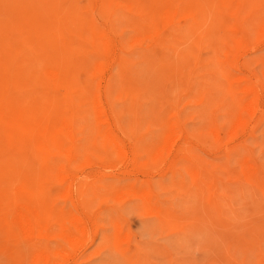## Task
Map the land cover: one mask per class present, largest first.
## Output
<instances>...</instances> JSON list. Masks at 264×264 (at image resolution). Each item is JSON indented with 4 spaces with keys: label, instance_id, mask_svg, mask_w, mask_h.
<instances>
[{
    "label": "rangeland",
    "instance_id": "374dc122",
    "mask_svg": "<svg viewBox=\"0 0 264 264\" xmlns=\"http://www.w3.org/2000/svg\"><path fill=\"white\" fill-rule=\"evenodd\" d=\"M2 1L0 36L4 37L3 30L9 40L0 38L5 43L4 48L0 43V62L5 60L4 71L0 68L1 107L22 106L32 120L41 116L59 120L64 115L62 120L71 119L69 132L61 136L49 132L37 140L40 134L34 125H10L0 107V150H7L0 152L6 157H0L4 159L0 180L8 182H4L8 187L1 186L9 196L0 205V231L5 232H0V264H264V0ZM21 7L24 12L27 8L26 14ZM33 13L39 26L35 21V27L31 25ZM28 16L31 20H24ZM17 27L24 43L16 34L20 31H14ZM33 31L31 37L39 35L36 39L30 38ZM12 37L15 42L20 38L18 45ZM42 39L48 41L45 48ZM39 43L44 46L39 48ZM53 69L61 72L60 79H54ZM55 108L61 109V116ZM170 128L174 133L167 131ZM56 135L65 140L63 145ZM166 138L171 143H165ZM41 139L56 149L45 152ZM8 153L14 163L8 161ZM19 153L25 156L20 158ZM28 159L36 164L30 174L24 173H29ZM40 163L50 170L41 167L42 172L37 168ZM62 170L65 175L59 173ZM24 175L40 184L34 192L22 187ZM25 198L42 206L39 215L24 209ZM35 216H39L35 225H26Z\"/></svg>",
    "mask_w": 264,
    "mask_h": 264
},
{
    "label": "bare ground",
    "instance_id": "6f19581e",
    "mask_svg": "<svg viewBox=\"0 0 264 264\" xmlns=\"http://www.w3.org/2000/svg\"><path fill=\"white\" fill-rule=\"evenodd\" d=\"M0 1H2V0H0ZM16 1H17V0H16ZM23 1H24V0H23ZM100 1H102V0H100ZM154 1H155V0H154ZM160 1H161V0H160ZM196 1H197V0H196ZM198 1L200 2L201 0H198ZM220 1H222V0H220ZM225 1H226V0H225ZM228 1H229V0H228ZM2 2H3V1H2ZM18 2L21 3L19 0H18ZM103 2H104V0H103ZM152 2H153V1H152ZM156 2H157V1H156ZM170 2H171V1H170ZM189 2H190V1H189ZM191 2H192V0H191ZM194 2H195V1H194ZM223 2H224V1H223ZM23 3H24V2H23ZM195 3H196V2H195ZM1 4H2V3H1ZM30 4H31L30 6L32 7L33 4H32V3H30ZM162 4H163V3H162ZM201 4H202V3H201ZM18 5L22 6V5H24V4H18ZM18 5H16V6L18 7ZM159 5H160V2H159ZM172 5H173V4H172ZM194 5H195V4H194ZM202 5H203V4H202ZM204 5H205V4H204ZM204 5H203V6H204ZM3 6H4V5H3ZM13 6H14V5H13ZM157 6H158V5H157ZM170 6H171V5H170ZM179 6H180V5H179ZM189 6H190V5H189ZM198 6H199V5H198ZM203 6H202V7H203ZM10 7H11V6H10ZM10 7H9V8H10ZM23 7L25 8V6H23ZM160 7H161V6H160ZM162 7H163V6H162ZM192 7H193V6H192ZM200 7H201V6H200ZM7 8H8V7H7ZM11 8H13V7H11ZM11 8H10V9H11ZM21 8H22V7H21ZM21 8H20V10H21ZM24 8H22V12H24ZM179 8H180V7H179ZM197 8H198V7H197ZM14 9H16V8H14ZM18 9H19V8H18ZM31 9H32V8H31ZM191 9H192V8H191ZM201 9H203V8H200L199 10H201ZM1 10H2V9H1ZM16 10H17V9H16ZM157 10H160V9H157ZM177 10H178V9H177ZM180 10H181V9H180ZM192 10H193V9H192ZM195 10H197L196 7H195ZM3 11H4V7H3ZM26 11H27V8L25 9V12H24L25 14L27 13ZM166 11H167V10H166ZM170 11H171V10H170ZM170 11H168V12L170 13ZM181 11H182V10H181ZM183 11H184V10H183ZM32 12H34V11H32ZM157 12H158V11H157ZM159 12H160V11H159ZM159 12H158V13H159ZM176 12H177V11H176ZM188 12H189V11H187V13H188ZM190 12H191V11H190ZM194 12H195V11H194ZM194 12H193V13H194ZM201 12H202V11H201ZM5 13H7V12H5ZM158 13H157V14H158ZM163 13H164V12H163ZM166 13H167V12H165V14H166ZM169 13H167V14H169ZM187 13H186V14H187ZM193 13H192V14H193ZM7 14H8V13H7ZM34 14H35V13H33V16H34ZM152 14H153V12H152ZM170 14H172V13H170ZM173 14H174V13H173ZM176 14H177V13H175V15H176ZM190 14H191V13H190ZM192 14H191L190 16H192ZM159 15H160V14H159ZM175 15H174V16H175ZM188 15H189V14H188ZM33 16H32V17H33ZM35 16H37V15H35ZM35 16H34V18H32L33 20L31 21V25H33V23H34V21H35V20H34V19L36 18ZM152 16H153V15H152ZM28 17H29V16H28ZM155 17H156V16H155ZM171 17H172V16H171ZM177 17H178V16H177ZM145 18H146V17H145ZM28 19L31 20L30 17H29V18L26 17L24 20L27 21ZM148 19H149V18H148ZM156 19H157V18H156ZM20 20H21V19H20ZM30 20L28 21V24H29ZM142 20H143V19H142ZM142 20H141V22H142ZM151 20H152V18H151ZM165 20H167V19H165ZM173 20H174V19H173ZM36 21H39V20H36ZM36 21H35V23H36ZM146 21H147V18H146ZM146 21H144V22H146ZM148 21L150 22V20H148ZM174 21H175V20H174ZM202 21H203V20H202ZM32 22H33V23H32ZM157 22H158V21H157ZM167 22H168V21H167ZM167 22H166V24H165L164 26H167V27H168ZM170 22H171V20H170ZM152 23H153V22H152ZM174 23H175V22H174ZM25 24H26V23H25ZM25 24H24V25H25ZM28 24H26L27 27H28ZM36 24H37V26H39V23H36ZM36 24H34V25H36ZM42 24H43V23H42ZM142 24H143V23H142ZM142 24H141V25H142ZM147 24H148V22H147ZM157 24H158V23H157ZM0 25H2V24H0ZM29 25H30V24H29ZM31 25H30L28 28L32 27ZM34 25H33V26H34ZM40 25H41V24H40ZM149 25H150V24H149ZM149 25H148V26H149ZM152 25H153V24H152ZM2 26H3V25H2ZM37 26H36V27H37ZM142 26H143V25H142ZM150 26H151V25H150ZM154 26H155V25H154ZM3 27H4V26H3ZM6 27H7V29H8V25H7ZM6 27H5V28H6ZM27 27H26V28H27ZM34 27H35V26H34ZM34 27H33V28H34ZM44 27H45V26L43 25V28H44ZM137 27H138V25H137ZM139 27H140V26H139ZM139 27H138V30H139ZM144 27H145V26H144ZM37 28H39V27H37ZM37 28H36V29H37ZM43 28H42V29H43ZM45 28H46L47 31H49V30H48L49 26H48V28H47V27H45ZM150 28H151V27H150ZM153 28H155V27L152 26V29H153ZM10 29H11V28H10ZM15 29H16V27H15ZM23 29H24V28H23ZM40 29H41V28H40ZM40 29H37V30H40ZM142 29H143V28H142ZM158 29H159V28H158ZM17 30H18V31H17ZM17 30H14V31H16V32H19V31H20V29H19L18 27H17ZM28 30H29V29H28ZM28 30H27V31H28ZM46 30H45V31H46ZM50 30H51V28H50ZM63 30H64V29H63ZM143 30H144V29H143ZM146 30H147V29H146ZM146 30L143 31V32L146 33ZM150 30H151V29H150ZM161 30H162V29H161ZM7 31L10 32V30H7ZM52 31H54V30H52ZM65 31H66V30H65ZM1 32H3V35H4V37H5L6 34H7V32H5L6 34L4 33L3 30H2ZM50 32H51V31H50ZM56 32H57V31H56ZM71 32H72V31H71ZM76 32L78 33L77 30L75 31V33H76ZM87 32H88V30H87ZM90 32H92V31H90ZM90 32H89V35H90ZM139 32H140V31H139ZM143 32H142V33H143ZM147 32H148V30H147ZM152 32H153V31H152ZM21 33H23L22 30L19 32V34H18V33H16V34L19 35V36H21V35H20ZM33 33H34V31H33V32H30V38H33V36L31 37V34L33 35ZM46 33H47V32H46ZM82 33H83V32H82ZM157 33H159V31H158ZM9 34H10V33H9ZM36 34H37V33H36ZM44 34H45V33H44ZM73 34H74V32H73ZM99 34H100V33H98L97 35H99ZM102 34H103V33H102ZM102 34H101L100 36H102ZM140 34H141V32H140ZM0 35H2V34H0ZM22 35H23V34H22ZM28 35H29V33H28ZM42 35H43V33H42ZM42 35H41V36H42ZM71 35H72V34H71ZM83 35H85V33H84ZM91 35H93V34H91ZM97 35H96V36H97ZM147 35H148V34H147ZM160 35H161V34H160ZM160 35H159V36H160ZM8 36H9V35H8ZM14 36L16 37V35H14ZM37 36H39V35H37ZM37 36H35V38H33V39H36ZM45 36H47V35L45 34ZM75 36H76V35H75ZM145 36H146V35H145ZM157 36H158V35H157ZM1 37H3V36H0V38H1ZM4 37H3L2 39H3V40H7V39H4ZM9 37H10V36H9ZM49 37H51V36H49ZM78 37H79V36H78ZM90 37H91V36H90ZM97 37H98V36H97ZM151 37H152V36H151ZM151 37H150V38H151ZM153 37H154V36H153ZM20 38H21V39H20ZM20 38H19L20 40L17 39V42H15V38L13 39V37H12V39L14 40V42H15L17 45H18V40H19L21 43H24L23 41H21V40H23L22 38H24V35L21 36ZM43 38H44V37H43ZM47 38H48V37H47ZM71 38H73V37H71ZM92 38H93V36H92ZM99 38H100V37H99ZM102 38H103V37H102ZM102 38H101V40H102ZM2 39H1V40H2ZM53 39H54V38H53ZM56 39H57V38H56ZM73 39H74V38H73ZM78 39H79V38H78ZM86 39H88V38H86ZM89 39H90V38H89ZM103 39H104V38H103ZM3 40H2V41H3ZM8 40H9V39H8ZM8 40H7V41H8ZM42 40H45V39H42ZM48 40H49V39H48ZM74 40H75V39H74ZM76 40H77V38H76ZM92 40H93V39H92ZM96 40H97V39L95 38V41H96ZM101 40H100V41H101ZM2 41H1L0 43H1V45L3 46V48H4L5 45H3L4 42L2 43ZM11 41H12V40H10L9 42L12 43L13 41H12V42H11ZM24 41H25V39H24ZM49 41H50V40H49ZM52 41H53V40H51L50 42H52ZM54 41H55V40H54ZM88 41H89V40H88ZM9 42H8V44H9ZM14 42H13V43H14ZM28 42H29V41H28V39H27V44H26V42H25L26 46L29 44ZM34 42H35V41H34ZM47 42H48V41H46V40H45V42L42 41V44L45 43V44H44L45 46L42 45V44H41V46H44V48H45ZM91 42H93V41H91ZM15 43H14V44H15ZM21 43H20V44H21ZM52 43H53V42H52ZM94 43H95V42H94ZM4 44H5V43H4ZM14 44H13V45H14ZM16 44H15V45H16ZM47 44H48V43H47ZM89 44H90V42H89ZM30 45H31V44H29V46H30ZM53 45L55 46L54 43L52 44V46H53ZM82 45H83V44H82ZM93 45H95V44H92V46H93ZM2 46H1V47H2ZM22 46H23V45H22ZM33 46H36V44L33 45ZM39 46H40V43H39ZM41 46H40L39 48H41ZM92 46H91V47H92ZM1 47H0V48H1ZM93 47H94V46H93ZM96 47H97V46H96ZM25 48H27V47H25ZM29 48H30V47H29ZM29 48H28V49H29ZM1 49H2V48H1ZM28 49H27V50H28ZM33 49H34V48H33ZM46 49H47V48H46ZM55 49H56V47H55ZM59 49H60V48H59ZM59 49H57V50H59ZM5 50H6V49H5ZM47 50H48V49H47ZM49 50H51V48H49ZM70 50H71V49H70ZM97 50H98V49H97ZM10 51H11V50H10ZM10 51H8V52H10ZM39 51H40V50H39ZM41 51H43V50H41ZM44 52H45V51H44ZM46 52H47V51H46ZM70 52H71V51H70ZM2 53H4V52H2ZM11 53L14 54V53H17V52L14 51V53H13V51H12V52H10V54H11ZM48 53L50 54L51 51H48ZM55 53H57L56 50H55ZM71 53H72V52H71ZM184 53H185V52H184ZM184 53H183V55H184ZM10 54H8L9 57H10ZM12 54H11V55H12ZM17 54H18V53H17ZM44 54H45V53H44ZM52 54H53V53H52ZM57 54H58V53H57ZM57 54H54V55H57ZM4 55H5V53H4ZM24 55H25V54H24ZM24 55H23V56H24ZM50 55H51V54H50ZM2 56H3V55H2ZM8 56H7V54H6V57H7V59L9 60ZM45 56H46V54H45ZM57 56H59V55H57ZM71 56H72V55H71ZM180 56H181V55H180ZM184 56H185V55H184ZM15 57H16V55H14V58H15ZM18 57H19V56H18ZM21 57H22V56H21ZM25 57H26V56H25ZM42 57H43V55H42ZM48 57L51 58L50 56H48ZM4 58H5V56H4ZM12 58H13V56L10 57V59H12ZM26 58H27V57H26ZM28 58H31V57H28ZM52 58H54V57L52 56ZM52 58H51V59H52ZM0 59H1V53H0ZM24 59H25V58H24ZM54 59H55V58H54ZM54 59L52 60V63H53ZM56 59H57V58H56ZM56 59H55V60H56ZM8 60H7V61H8ZM12 60H13V62L16 61L15 59H12ZM19 60H20V57H19L18 61H19ZM21 60H22V59H21ZM21 60H20V63L22 64V61H21ZM35 60H36V59H35ZM39 60H40V59H39ZM1 61H4L3 63L5 64V60H3V58H2ZM28 61H29V60H28ZM30 61H31V60H30ZM10 62H11V60H10ZM25 62H27V61L25 60ZM31 62H32V61H31ZM31 62H30V63H31ZM0 63H1V64H0V68H1V66L3 67L4 64H3L2 62H0ZM8 63H9V62H6V64H7V68H8ZM14 63H15V62H14ZM23 63H24V62H23ZM93 63H94V62H93ZM96 63H97V62H96ZM2 64H3V65H2ZM11 64H12V62H11ZM24 64H26V63H24ZM24 64H23L22 67H24ZM9 65H10V64H9ZM16 65H17V63H16ZM16 65H15V67H16ZM27 65H28V63L26 64V66H27ZM31 65H32V64H31ZM31 65H30V66H31ZM37 65H39V64H37ZM93 65H95V64H93ZM99 65H100V64H99ZM10 66H11V65H10ZM13 66H14V64H13ZM97 66H98V65H97ZM183 66H184V65H183ZM4 67H5V66H4ZM22 67H21V68H22ZM37 67H39V66H37ZM29 68H30V67H29ZM39 68H41V67H39ZM1 69L4 71L5 68H1ZM8 69H9V68H8ZM10 69H11V68H10ZM10 69H9V70H10ZM12 69H13V67H12ZM12 69H11V70H12ZM26 69H27V67H26ZM30 69H31V68H30ZM9 70H7L6 72L9 73ZM14 70H15V69H13V71H10V72H15ZM24 70H25V68H24ZM93 70H94V69H93ZM30 71H31V70H30ZM33 71H34V74H36V73H35V70H33ZM0 72H1L0 74L3 75V74H2L3 72H2L1 70H0ZM28 72H29V71H27V73H28ZM51 72H52L53 75L55 76L54 79H57V78H59V77L61 76V72L58 71V70L53 69V70H51ZM4 73H5V72H4ZM7 73H5V75H6ZM15 73H16V72H15ZM17 73H19V72H17ZM20 73H21V72H20ZM27 73H26V75H28ZM29 73H30V72H29ZM174 73H175V72H174ZM11 75H12V74H11ZM13 75H14V74H13ZM15 75H16V74H15ZM36 75H37V74H36ZM41 75H42V74H41ZM43 75H44V74H43ZM165 75H166V74H165ZM18 76H20V75H18ZM54 76H53V77H54ZM1 77H2V76H1ZM3 77H4V76H3ZM9 77H10V75H9ZM9 77L7 76V78H9ZM15 77H16V76H15ZM27 77H28V76H27ZM27 77H26V78H27ZM35 77H36V76H35ZM49 77H50V76H49ZM61 77H62V76H61ZM79 77H80V76H79ZM23 78L25 79V77H23ZM23 78H22V79H23ZM81 78H82V77H81ZM81 78H80V79H81ZM91 78H92V77H91ZM14 79H15V78H14ZM42 79H43V77H42ZM50 79H51V78H50ZM59 79H60V78H59ZM77 79H78V77H77ZM82 79H83V78H82ZM86 79H87V78H86ZM12 80H13V79H12ZM51 80H52V79H51ZM57 80H58V79H57ZM70 80H71V79H70ZM0 81H1V80H0ZM3 81H4V80H3ZM46 81H47V80H46ZM49 81H50V80H49ZM60 81L63 82L62 79H61ZM60 81H59V82H60ZM68 81H69V80H68ZM71 81H73V80H71ZM71 81H70V82H71ZM34 82H35V81H34ZM84 82H86V80H85ZM87 82H88V80H87ZM87 82H86V84H87ZM10 83H11V82H10ZM35 83H36V82H35ZM56 83H57V82H56ZM67 83H68V82H67ZM72 83H73V82H72ZM80 83L82 84V81H80ZM59 84H60V83H59ZM63 84H65V83H63ZM1 85H2V83H1ZM11 85L13 86V84H11ZM14 85H15V84H14ZM30 85H31V84H30ZM47 85H50V84H47ZM65 85H66V84H65ZM65 85H64V86H65ZM72 85L74 86V84H72ZM79 85H80V84H79ZM87 85H92V84L89 83V84H87ZM87 85H86V86H87ZM33 86H34V84H33ZM33 86H32V88H33ZM67 86H69V85H66V87H67ZM73 86H71V84H70V90H71V91H72L71 87H73ZM77 86H78V85H77ZM80 86H81V85H80ZM80 86H79V87H80ZM58 87H59V86H58ZM88 87H91V86H88ZM0 88H1V87H0ZM32 88L30 87V89H32ZM63 88H64V87H63ZM77 88H78V87H77ZM80 88H83V87H80ZM84 88L87 89L85 86H84ZM84 88H83V89H84ZM17 89H18V88H17ZM30 89H29V90H30ZM39 89H41V88L39 87ZM65 89H66V88H65ZM85 89H84V90H85ZM88 89H89V88H88ZM91 89H92V87H91ZM91 89H90V90H91ZM26 90H27V89H26ZM29 90H28V91H29ZM33 90H34V89H33ZM33 90H32V91H33ZM77 90H79V89H77ZM90 90H89V91H90ZM28 91H27V93H28ZM52 91H53V90H52ZM92 91H93V90H92ZM245 91H246V90H245ZM21 92H22V91H21ZM33 92H34V91H33ZM35 92H36V91H35ZM80 92H81V94H82V92H85V91L80 90ZM13 93H15V92H13ZM37 93H40V92H37ZM41 93H42V92H41ZM45 93H46V92H45ZM53 93H54V92H53ZM56 93H57V92H56ZM72 93H74V92H72ZM25 94H26V93H25ZM50 94H52V93H50ZM66 94H67V93H65L64 95L66 96ZM20 95H21V94H20ZM44 95H45V94H44ZM61 95H62V94H61ZM72 95H74V94H72ZM72 95H71V96H72ZM86 95H87V94H86ZM13 96H14V95H13ZM49 96H50V95H49ZM76 96H77V95H76ZM9 97H11V96H9ZM16 97H17V96H16ZM32 97H33V96H32ZM37 97H39V96H37ZM41 97H42V96H41ZM52 97H53V96H52ZM52 97H51V98H52ZM54 97H55V96H54ZM59 97H60V96H59ZM66 97H67V96H66ZM72 97L74 98V96H72ZM83 97H84V96H83ZM83 97H82V98H83ZM98 97H99V96H98ZM43 98H44V97H43ZM51 98H50V101H52ZM60 98H61V97H60ZM70 98H71V97H70ZM87 98H88V96L86 97V99H87ZM12 99H13V98H12ZM12 99H10V100H12ZM24 99H25V98H24ZM33 99H35V98H33ZM45 99H46V97H45ZM61 99H62V98H61ZM76 99L80 101V99H78V97H77ZM83 99H85V97H84ZM83 99H82V100H83ZM88 99H89V98H88ZM13 100H14V99H13ZM25 100H26V99H25ZM56 100H57V99H56ZM74 100H75V98H74ZM77 100H75V101H77ZM27 101H29V99H27ZM27 101H25V103H27ZM31 101H32V100H31ZM35 101H36V100H35ZM41 101H42V98H41ZM47 101H48V100H47ZM54 101H55V100H53V102H54ZM63 101H64V100H63ZM72 101H73V99H72ZM72 101H71V102H72ZM251 101H252V100H251ZM16 102H17V101H16ZM44 102H45V101H44ZM12 103H13V102H12ZM12 103L10 102V104H12ZM23 103H24V102H23ZM54 103H55V102H54ZM58 103H59V102H58ZM73 103H74V101H73ZM2 104H3V103H2ZM8 104H9V103H8ZM39 104H40V103H39ZM45 104H47V103H45ZM49 104H50V102L48 103V105H49ZM64 104H65V103L62 104V108H63V105H64ZM56 105H58L57 107L59 108V104H56ZM56 105H55V107H56ZM73 105H74V104H72V106H73ZM75 105H76V104H75ZM78 105H80V104H78ZM85 105H86V104H85ZM96 105H97V104H96ZM10 106H12V105H10ZM41 106H42V105H41ZM41 106H40V108H41ZM53 106H54V105H53ZM100 106H101V105H100ZM234 106H235V105H234ZM0 107H1V105H0ZM31 107H32V105H31ZM45 107H46V106H45ZM57 107H56V108H57ZM1 108L3 109L2 115L5 117V120H6L10 125H15V124H17V123H23V124H26V125H28V126H29V125H34V126H35L34 129H37V131H38L39 134L41 135V136H40V135H36L37 137H39V138L35 137V138H37V140H39L40 137H41V138L44 137V135H47V133H49V132H51V133L53 132V133H56L58 136H61V134H62L63 131H65V130H68V132L70 131V130H69V125H70L69 122H70V119H71V118H70V116H69V120H68V121H67V120H65V121L62 120V119L64 118V116H65V115H64V112H62L64 116L61 117L62 119L59 118V120L56 119V116H55V118L46 117V116H41V117H39V118H37V119H35V120H32V119L28 116V113H31V112H28L25 108H22V106H21L20 108L13 107V106H12V107H4V106H2ZM51 108H52V110H53V107H51ZM56 108H55V110H56ZM60 108H61V107H60ZM62 108H61V109H62ZM73 108H74V106H73ZM80 108H82V107H80ZM100 108H101V107H100ZM29 109H30V108H29ZM61 109H60L59 111L56 110V112L58 111V114H59V112L61 111ZM77 109H78V107H77ZM85 109H86V107H85ZM85 109H83V110L85 111ZM101 109H102V108H101ZM33 110H34V109H33ZM79 110L81 111L82 109H79ZM86 110H87V109H86ZM99 110H100V109H99ZM39 111H40V110H39ZM97 111H98V110H97ZM237 111H238V110H237ZM251 111H253V110H251ZM35 112L37 113V111H34V113H35ZM53 112H54V110H53ZM73 112H75V111L73 110ZM81 112H82V111H81ZM103 112H104V109H103ZM34 113H33V114H34ZM54 113H55V112H54ZM98 113H99V112H98ZM60 114H61V113H60ZM60 114H59V115H60ZM76 114H78V111L76 112ZM42 115H43V114H42ZM53 115H54V114H53ZM100 115H101V114H100ZM236 115H237V114H236ZM236 115H235V116H236ZM60 116H61V115H60ZM67 116H68V115H67ZM72 116H74V115H72ZM58 117H59V116H58ZM58 117H57V118H58ZM75 117H76V116H75ZM75 117H74L73 120H75L76 118H78V116H77L76 118H75ZM79 117H80V116H79ZM167 117H168V116H167ZM236 117H237V116H236ZM100 118H102V115L100 116ZM163 118H164V117H163ZM163 118H162V119H163ZM243 118H244V117H243ZM60 119H61V121H60ZM80 119H81V118H80ZM78 120H79V119H78ZM100 120H101V119H100ZM171 120H172V118H171ZM171 120H170V121H171ZM232 120H233V119H232ZM238 120H239V119H238ZM242 120H243V119H242ZM75 121H76V120H75ZM103 121H104V120H103ZM173 121H174V120H173ZM240 121H241V119L239 120V122H240ZM71 122H72V120H71ZM165 122H166V121H165ZM167 122L169 123V121H167ZM176 122H177V121H176ZM243 122H244V121H243ZM72 123H73V122H72ZM74 123H77V122H74ZM162 123H163V122H162ZM171 123H172V122H171ZM171 123H170V124H171ZM239 124H240V123H239ZM78 125L80 126V123H78ZM95 125H96V124H95ZM99 125H100V124H99ZM164 125H166V124L164 123ZM240 125H241V124H240ZM73 126H74V124H73ZM75 126H76V125H75ZM166 126H167V125H166ZM80 127H81V126H80ZM162 127H163V126H162ZM167 127H168V126H167ZM173 127H174V125H173ZM81 128H82V127H81ZM174 128H175V127H174ZM233 128H236V127L234 126ZM12 129H13V128H12ZM74 129H75V128H74ZM95 129L97 130L96 126H95ZM163 129H167V128H165V126H164ZM163 129H162V130H163ZM168 129H169V128H168ZM170 129H171V130H167V131H169V132L171 131L170 133H174V132H172V128H170ZM72 130H73V129H72ZM101 130H102V128H101ZM101 130H100V134H101L102 131H103V130H102V131H101ZM20 131H21V129H20ZM34 131L37 133L36 130H34ZM73 131H74V130H73ZM73 131H72V132H73ZM75 131H76V129H75ZM167 131H166V133H167ZM175 131H176V130H175ZM231 131H232V130H231ZM17 132H18V131H17ZM163 132H164V131H162V133H163ZM29 133H30V132H29ZM29 133H27V135H28ZM36 133H35V134H36ZM70 133H71V132H70ZM77 133H78V132H77ZM77 133H76L75 135H77ZM94 133H95V131H94ZM97 133H98V132H97ZM97 133H96V134H97ZM104 133H106V132H104ZM231 133H232V132H231ZM2 134H3V133H2ZM72 134H73V133H72ZM175 134H176V133H175ZM232 134H234V132H233ZM11 135H12V134H11ZM15 135H17V134H15ZM21 135H23V133H21ZM27 135H24V136L27 137ZM51 135H54V134H51ZM57 135H56V139L58 138ZM68 135H69V134H68ZM68 135H67V136H68ZM75 135H72V136H75ZM103 135H104V134H103ZM107 135H108V134H106V136H107ZM161 135H162V134H161ZM165 135L167 136V134H165ZM2 136H4V134H3ZM6 136H7V135H6ZM17 136H18V135H17ZM30 136H31V133H30V135L28 136L29 139H30ZM72 136H70V139H71ZM98 136H101V135H97L96 137H98ZM25 137H24V138H25ZM28 137H27V138H28ZM33 137H34V136H33ZM49 137H52V136H48V140L50 139ZM54 137H55V136H53L52 139H54ZM163 137L165 138L164 135H163ZM170 137H171V136H170ZM170 137L167 136V138H170ZM172 137H175V135H173ZM0 138H1V137H0ZM8 138H9V137H8ZM10 138H11V137H10ZM27 138H25V140H26ZM45 138H46V137H45ZM45 138H44V139H45ZM63 138H64V137H63ZM75 138H76V137H75ZM108 138H111V137L109 136ZM167 138H166V140H165V143L167 142ZM2 139H3V137L0 139V141H1ZM5 139H6V138H5ZM5 139H4V141H2L3 145H4V142H6ZM11 139H12V138H11ZM11 139H9V140H11ZM15 139H16V138H15ZM21 139H22V138H21ZM31 139H32V138H31ZM68 139H69V138H68ZM68 139H66V140L68 141ZM106 139H107V138H106ZM113 139H114V138H113ZM18 140H19V139H18ZM22 140H23V139H22ZM25 140H24V141H25ZM73 140H74V139H73ZM102 140L104 141V139H102ZM110 140H112V139H110ZM163 140H164V139H163ZM31 141H32V140H31ZM35 141H36V139H35ZM40 141H41V143H42V144H41V147L39 146L40 148H42V149H43L45 152H47V153H48V151H52L51 149H53V148H50V147H49L50 145H47L46 142H45L44 140H42V139H41ZM51 141H52V140H51ZM64 141H65V140H64ZM64 141L62 140L61 137H59L58 140H57L58 144H62V142H63V144H64V143H65ZM160 141H161V145H160V147H161L162 144H163V143H162V142H163V141H162V136H161ZM171 141H172V140H171ZM27 142H28V141H26V143H27ZM36 142H37V141H36ZM113 142L115 143L114 140H113ZM168 142H170V141L168 140ZM168 142H167V143H168ZM6 143H7V142H6ZM6 143H5V144H6ZM14 143H15V140L12 141V146H13ZM16 143H17V142H16ZM29 143H30V140H29ZM34 143H35V142H34ZM53 143H54V142H53ZM68 143H69V142H68ZM74 143H75V140H74ZM74 143H73V144H74ZM170 143H171V142H170ZM170 143H169V144H170ZM23 144H25V143H23ZM36 144H37V143H36ZM36 144H35V145H36ZM63 144H62V145H63ZM66 144H67V142H66ZM66 144H65V145H66ZM15 145L17 146L18 144H15ZM32 145H33V144H32ZM39 145H40V144H39ZM53 145H54V144H53ZM69 145H70V144H69ZM69 145H68V147H69ZM74 145H75V144H74ZM111 145H113V144H111ZM115 145H117V144L115 143ZM166 145H167V144H166ZM5 146H8V145H5ZM26 146H28V145H26ZM163 146L165 147V145H163ZM167 146H168V145H167ZM14 147H15V146H14ZM14 147H13V148H14ZM33 147H35V146H33ZM39 147H36V148H39ZM51 147H52V146H51ZM61 147H62V146H61ZM164 147H163V148H164ZM15 148H16V147H15ZM21 148H22V147H21ZM26 148H27V147H26ZM31 148H32V146H31ZM49 148H50V150H49ZM63 148H64V147H63ZM113 148H114V147H113ZM117 148L120 149L118 145H117ZM168 148H169V147H168ZM168 148H166V149L168 150ZM7 149H8V148H7ZM9 149H10V148H9ZM19 149H20V147H19ZM23 149H24V148L20 149L19 152H20V153H21V152H22V153H26V152H24V151H21V150H23ZM55 149H56V148H55ZM55 149H53V150H55ZM59 149H61V148L58 147V150H59ZM68 149H69V148H68ZM1 150H2V149H1ZM1 150H0V152H1ZM10 150H11V149H10ZM10 150H9V152H10ZM25 150H26V149H25ZM33 150H35V152H36V149H33ZM40 150H41V149H40ZM61 150H63V149H61ZM61 150H59V151H61ZM116 150H117V149H116ZM2 151H3V152H7V150L4 151V149H3ZM11 151H12V150H11ZM29 151H30V150H29ZM29 151H28V155H29ZM56 151H57V150H56ZM118 151H119V150H118ZM121 151H122V150H121ZM3 152L1 153V156H0V157H2L3 154H5V153H3ZM35 152H34V153H35ZM53 152L55 153V151H53ZM122 152H123V151H122ZM20 153H19V155H20ZM51 153H52V152H51ZM118 153H119V152H118ZM8 154H9V153H8ZM35 154H36V153H35ZM45 154H46V153H45ZM58 154H59V153H58ZM10 155H11V153L9 154V156L6 154L7 158H9ZM12 155H13V153H12ZM26 155H27V154H26ZM43 155H44V154H43ZM158 155H159V154H158ZM14 156L16 157V154H14ZM14 156H13V157H14ZM21 156L24 157L25 154H24V155H20V158H21ZM39 156L41 157L42 155H39ZM52 156L56 158L57 155L55 156V155L52 154ZM3 157H4V155H3ZM46 157H47V156H46ZM49 157H51V156H49ZM4 158H6V157H4ZM26 158H27V156H26ZM29 158H30V157H29ZM31 158H32V157H31ZM31 158H30V159H31ZM155 158H156V157H155ZM2 159H3V158H2ZM2 159H0V160L2 161ZM22 159H23V158H22ZM34 159H35V157H34ZM37 159H39V158H37ZM46 159H47V158H46ZM46 159H45V160H46ZM3 160H4V159H3ZM9 160H10V158L8 159V161H9ZM23 160H24V159H23ZM31 160L34 161L35 163H36L37 161H41L40 159L37 160V161H36V159H35V160L31 159ZM49 160H50V162H52L51 159H49ZM49 160H48L47 162H49ZM53 160H54V158H53ZM8 161H7V162H8ZM17 161H18V160H17ZM32 161H30V162H32ZM9 162H11V161H9ZM12 162L14 163V160H12ZM12 162H11V163H12ZM26 162L29 163V159H28ZM42 162H43V161H42ZM42 162H41V163H42ZM55 162H56V161H54V163H55ZM57 162H58V161H57ZM126 162H127V161H126ZM11 163H10V164H11ZM35 163H33L34 166H32V165H33L32 163H29V164H30V166L28 165V166L30 167V168H29V173H27L28 171H27V172L22 171V172H24V173H26V174H30V172H31V171H30V170H31V166H32V168L34 167V169H35V166H36ZM41 163H40L41 166H40V165H37V168L40 167L39 169H41V167H43V170H44V166H42L43 163H42V164H41ZM52 163H53V162H52ZM1 164H2V163H1ZM47 164H48V163H47ZM3 165H4V164H2V166H3ZM18 165H19V162H18ZM26 165H27V164H26ZM54 165H55V164H54ZM4 166H5V165H4ZM47 166H48V165H47ZM6 167H7V166H6ZM8 167L10 168V165H8ZM12 167H14V166H12ZM22 167H23V166H22ZM22 167H21V168H22ZM59 167H60V166H59ZM59 167H58V168H59ZM62 167H64V166H62ZM62 167H61V168H62ZM21 168L19 169V171L23 169V168H22V169H21ZM45 168H46V166H45ZM47 168H48V167H47ZM47 168H46V170H47ZM53 168H55V167L53 166ZM53 168H52V169H53ZM58 168H56V169H58ZM25 169H26V167H24L23 170H25ZM48 169H49V168H48ZM59 169H60V168H59ZM59 169H58V170H59ZM2 170H3V168H2ZM4 170H5V168H4ZM4 170H3V171H4ZM46 170H44V171L47 172ZM49 170H50V169H49ZM49 170H48V172H49ZM5 171H6V170H5ZM8 171H9V170H8ZM25 171H26V170H25ZM35 171H36V170H35ZM41 171H42V169H41ZM53 171H54L53 174H56L55 169H54ZM9 172H10V171H9ZM37 172L41 173L39 170H37ZM42 172H43V171H42ZM51 172H52V170H51ZM62 172H63V174H64V171H63V170H62L61 172H59V173L62 174ZM49 173H50V172H49ZM15 174H16V173H15ZM26 174H25V175H26ZM51 174H52V173H51ZM57 174H58V173H57ZM8 175H9V173H8ZM25 175H24V177L22 178V180H23V181H22V183H23L22 187L25 188V189L30 190L31 192H34V191L37 189L36 186H39L40 184H39V185H35V182L33 181V180H35V179H33V178L31 179V178H29V177H27V176L25 177ZM33 175H34V174H33ZM33 175H32V176H33ZM42 175L44 176V179H45L46 176H45L43 173H42ZM64 175H65V174H64ZM66 175H67V174H66ZM0 176H2V175H0ZM43 176H42V177H43ZM49 176H50V175H49ZM52 176H53V175H52ZM52 176H51V177H52ZM59 176H60V175H59ZM8 177H9V176H8ZM53 177H54V176H53ZM53 177H52V178H53ZM60 177H61V176H60ZM60 177H59V178H60ZM66 177H68V175H67ZM66 177H65V178H66ZM34 178H35V177H34ZM46 178H48V177H46ZM59 178H58V179H59ZM71 178H72V177H71ZM0 179H1V178H0ZM2 179H3V178H2ZM11 179H12V178H11ZM14 179H15V178H14ZM40 179H41V178H37V180H40ZM49 179H50V178H49ZM62 179H63V178H62ZM68 180H70V178H68ZM3 181L5 182L6 180H3ZM7 181H9V180H7ZM40 181H41V180H40ZM51 181H52V180H51ZM59 181H62V180H59ZM4 182H3V183H4ZM42 182H43V180H42ZM42 182H41V183H42ZM67 182H68V181H67ZM3 183H2L1 180H0V205H2L1 203L5 202L7 199H9V196H8V194H7V192H6V190H8V189L5 190V189L3 188V187L6 186V184H7L8 182H5V183H6V184L4 183L5 186L2 187L1 185H2ZM46 183H47V182H46ZM61 183H62V182H61ZM69 183H70V184H69ZM69 183H68V185H71V184H72V182H70V181H69ZM7 185H8V184H7ZM9 185H10V184H9ZM47 185H48V184H47ZM53 185H54V184H53ZM65 185H66V184H65ZM65 185H63V186H65ZM56 186H59V185H56ZM6 187H8V186H6ZM40 187H42V185H41ZM52 187H53V186H52ZM60 188H61V187H60ZM60 188H59V189H60ZM62 188H63V187H62ZM9 189H10V186H9ZM39 189H40V188H39ZM51 189H52V188H51ZM52 190H53V192H54L55 189H52ZM52 190H51V191H52ZM60 190H61V189H60ZM62 190H63V189H62ZM62 190H61V191H62ZM31 192H30V193H31ZM45 192H46V191H45ZM47 192H48V190H47ZM68 192H69V190H68ZM68 192H67V194H68ZM51 193H52V192H51ZM57 193H59V192L57 191ZM32 194L35 195V193H32ZM39 194H42V193L39 192ZM46 194H47V193H46ZM49 194H50V193H49ZM42 195H43V194H42ZM52 195H53V194H52ZM54 195H56V192H55ZM59 195H60V194H59ZM59 195H57V196H59ZM10 196H11V195H10ZM50 196H51V195H50ZM57 196H56V197H57ZM39 197H40V196H39ZM48 197H49V196H48ZM52 197H53V196H52ZM56 197H55V198H56ZM43 198L46 199L47 197L45 198V196H44ZM70 198H71V197H70ZM23 200H24V201H23V206H24V209H25L26 211H28V212H35L36 215H39V213H40V210H39V209H40V207H42V206L39 207V205L35 204L32 200H30V199H28V198H25V199H23ZM37 200H39V199H37ZM145 200H146V199H145ZM148 200H149V199H148ZM148 200H146V201H148ZM50 201H51V199H50ZM55 201H56V200H55ZM42 202H43V201H42ZM44 202H45V200H44ZM44 202H43V203H44ZM46 202H47V201H46ZM144 202H145V201H144ZM5 203H6V202H5ZM50 203H52V202H50ZM50 203L48 204L49 207L51 206ZM57 203H58V202H57ZM147 203H149V202H147ZM20 204H21V202H20ZM53 204H54V203H53ZM55 204H56V203H55ZM40 205H41V204H40ZM46 205H47V204H46ZM4 206L6 207V205H4ZM4 206H2V207H3L4 210H5V207H4ZM48 206H47V207H48ZM9 208H10V207H9ZM45 208H46V207H45ZM52 208H53V205H52ZM52 208H51V209H52ZM56 208H59V205H57ZM56 208H55V209H56ZM145 208H146V207H145ZM1 209H2V208H0V210H1ZM14 209H15V208H14ZM14 209H12V210H14ZM43 209H44V208H43ZM51 209H50V212H52ZM45 210H46V209H45ZM52 210H53V209H52ZM2 211H3V210H2ZM59 211H60V210L58 209V212H59ZM66 211H67V210H66ZM0 212H1V211H0ZM3 212H5V211H3ZM12 212H15V211H12ZM19 212H20V211H19ZM56 212H57V211H56ZM71 212H72V211L69 212V210H68L69 215H70ZM1 213H2V212H1ZM7 213H8V212H7ZM16 213H17V212H16ZM35 213H34V215H35ZM42 213H43V212H42ZM64 213H65V212H64ZM2 214H3V213H2ZM10 214H12V213H10ZM13 214H14V213H13ZM18 214H20V213H18ZM29 214H30V213H29ZM53 214H54V213H53ZM74 214H75V213H74ZM0 215H1V214H0ZM60 215L62 216V213H61ZM2 216H3V215H2ZM2 216H0V217H2ZM29 216H32V215H29ZM29 216H28V217H29ZM11 217H12V216H11ZM24 217H26V216H24ZM2 218H3V217H2ZM9 218H10V217H9ZM38 218H39V216H35V218L33 217L32 219H31V217H30L31 221H27V220H26V225H32V226H33V224L35 225L34 222H35ZM73 218H74V217H73ZM73 218H72V219H73ZM77 218H78V217H77ZM5 219H6V217H5ZM44 219H45V218H44ZM46 219H47V218H46ZM72 219H71V220H72ZM74 219H75V218H74ZM11 220H12V218H11ZM48 220H49V219H48ZM48 220H47V221H48ZM60 220H61V219H60ZM75 220H76V219H75ZM78 220H79V219H78ZM6 221H7V220H6ZM15 221H16V220H15ZM19 221H20V220H19ZM19 221H18V222H19ZM50 221H51V220H50ZM8 222H9V221H8ZM8 222H7V223H8ZM23 222H25V220H24ZM81 222H82V221H81ZM81 222H80V223H81ZM7 223L5 224V226H7ZM13 223H14V222H13ZM19 223H20V222H19ZM39 223H40V221H39ZM74 223H75V222H74ZM2 224H4V223H2ZM2 224H1V225H2ZM15 224H16V223H15ZM46 224H47V222H46ZM65 224H67V223H65ZM9 225H10V224H9ZM26 225H25V226H26ZM72 225L74 226V224H72ZM81 225H82V224H81ZM54 226H55V224H54ZM82 226H83V225H82ZM36 227H39V225H37ZM40 227H41V226H40ZM45 227H46V226H45ZM51 227H52V226H51ZM51 227H50V228H51ZM56 227H57V226H56ZM80 227H81V226H80ZM0 228H1V227H0ZM18 228H20V227H18ZM31 228H32V227H31ZM42 228H43V227H42ZM46 228H48V227H46ZM53 228H54V227H53ZM86 228H87V227H86ZM2 229H7V227H6V228H2ZM2 229H1V230H2ZM14 229H15V227H14ZM16 229H17V228H16ZM48 229H49V228H48ZM82 229H84V228L82 227ZM23 230L25 231V229H23ZM33 230H34V229H33ZM40 230H41V229H40ZM43 230H45V229H42V231H43ZM46 230H47V229H46ZM78 230H80V229H78ZM4 231H6V230H4ZM8 231H9V230H8ZM80 231L82 232V230H80ZM0 232L5 234V232H3V231H0ZM33 232H34V231H33ZM44 232H45V231H43V233H44ZM47 232H48V231H47ZM60 232H63V231H60ZM20 233H21V232H20ZM35 233H36V232H35ZM63 233H64V232H63ZM63 233H62V234H63ZM68 233H70V232H68ZM6 234H7V233H6ZM32 234H33V233H32ZM65 234H66V233H65ZM65 234H64V235H65ZM16 235H17V234H16ZM21 235H22V233H21ZM27 235H28V234H27ZM37 235H39V234H37ZM43 235H44V234H43ZM71 235H72V234H71ZM1 236H3V235H1ZM1 236H0V238H2ZM18 236H19V235H17V237H18ZM24 236H25V235H24ZM29 236H30V235H29ZM33 236H34V235H33ZM66 236H67V235H66ZM6 237H7V236H6ZM39 237L42 238V236H39ZM39 237H37V238H39ZM8 238H9V236H8ZM8 238H7V239H8ZM12 238H13V237H12ZM22 238H23V237H22ZM71 238H72V237H71ZM3 239H4V238H3ZM18 239H19V238H18ZM23 239H24V238H23ZM42 239H43V238H42ZM4 240H5V239H4ZM30 240H31V239H30ZM30 240H29V241H30ZM34 240L37 241V239H34ZM70 240H72V239H70ZM0 241H1V240H0ZM20 241H21V240H20ZM39 241H41V239H40ZM6 242H7V241H6ZM15 242H17V241H15ZM15 242H14V243H15ZM34 242H35V241H34ZM31 243H32V242H31ZM7 244L9 245V242H7ZM10 244H11V242H10ZM20 244L22 245V243H20ZM11 245L14 246L15 244H13V242H12ZM37 245H39V244H37ZM0 246H1V244H0ZM28 246H29V245H28ZM34 246H35V245H34ZM8 247H10V246H7V249H8ZM16 247H18V246L16 245ZM32 247H33V246H32ZM22 248H23V247H22ZM35 248H36V247H35ZM35 248L33 247V249H35ZM14 249H16V248H14ZM14 249H12L11 252L14 253V251H15ZM23 249H24V248H23ZM37 249H39V248H37ZM3 250H4V249H3ZM13 250H14V251H13ZM16 250H17V249H16ZM20 250H21V249L19 248V251H20ZM24 250H25V249H24ZM24 250H23V251H24ZM46 250H47V249H46ZM4 251H6V250H4ZM41 251H42V249H41ZM43 251H44V250H43ZM47 251H48V250H47ZM11 252H10V253H11ZM15 252H16V251H15ZM20 253H21V252H20ZM54 253H55V252H54ZM8 254H9V253H8ZM37 254H39V253H37ZM45 254H46V253H45ZM58 254H59V253H58ZM9 255H10V254H9ZM9 255H8V256H9ZM18 255H19V254H18ZM18 255H17V256H18ZM24 255H25V253H24ZM41 255H42V253H41ZM14 256L16 257V254H15V253H14ZM30 256H31V255H30ZM54 256H55V255H54ZM10 257H12V256L10 255ZM22 257H24V256H22ZM22 257H21V259H22ZM34 257H35V256H34ZM48 257H49V256H48ZM48 257H47V259H48ZM24 258H26V257H24ZM24 258H23L22 262L25 261ZM36 258H37V257H36ZM41 258H42V257H41ZM49 258H50V257H49ZM17 259H19V258H17ZM19 260H20V259H19ZM19 260H18V261H19ZM42 260H43V259H42ZM45 260H46V258H45ZM18 261H17V262H18ZM26 261H27V260H26ZM29 261H30V260H29ZM40 261H41V260H40ZM19 262H20V261H19ZM41 262H43V261H41ZM44 262H45V261H44ZM27 263H28V262H27ZM31 263H32V261H31ZM33 263H34V261H33ZM45 263H46V262H45ZM20 264H23V263L20 262ZM24 264H25V262H24ZM35 264H36V263H35Z\"/></svg>",
    "mask_w": 264,
    "mask_h": 264
}]
</instances>
